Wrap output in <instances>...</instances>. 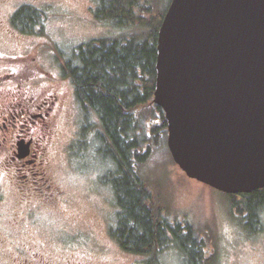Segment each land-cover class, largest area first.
Masks as SVG:
<instances>
[{"label": "rangeland", "instance_id": "1", "mask_svg": "<svg viewBox=\"0 0 264 264\" xmlns=\"http://www.w3.org/2000/svg\"><path fill=\"white\" fill-rule=\"evenodd\" d=\"M97 2L64 0L60 5L39 6L38 22L33 31L21 33L22 48L16 55L28 51L30 57L42 58L44 68L55 74L80 44L117 38L122 34L121 29L94 18ZM69 85L72 90L73 85ZM56 93L69 98L70 89ZM154 107H147V112L155 116L148 130L152 133L155 129L152 134L155 152L150 149V158L142 169L144 177L152 180L148 188L154 204L170 223L190 224L198 235L203 260H210L206 264H264V225L259 235L256 230L249 232L245 220L241 219L243 214L233 209L237 199L229 200L216 190L185 177L173 163L169 151L160 148L163 115ZM82 119V112L77 110L74 118L68 117L69 124L63 120L59 123V146H67L66 152L60 149L55 164L58 171L53 172L55 194H61L60 205L52 211L32 215L28 219L29 227L23 230L8 226L14 218L9 208L0 211V262L24 245L42 248L54 262L71 256L92 264H142L145 260L143 255L123 251L110 235L116 225L117 207L104 178L114 167L97 154V142L92 134L101 133L98 117L89 113V130H82ZM154 261V264H186L173 244L158 249Z\"/></svg>", "mask_w": 264, "mask_h": 264}, {"label": "water", "instance_id": "2", "mask_svg": "<svg viewBox=\"0 0 264 264\" xmlns=\"http://www.w3.org/2000/svg\"><path fill=\"white\" fill-rule=\"evenodd\" d=\"M152 103L184 175L218 192L264 188V0H171Z\"/></svg>", "mask_w": 264, "mask_h": 264}, {"label": "trees", "instance_id": "3", "mask_svg": "<svg viewBox=\"0 0 264 264\" xmlns=\"http://www.w3.org/2000/svg\"><path fill=\"white\" fill-rule=\"evenodd\" d=\"M161 1L98 0L94 18L121 29L122 34L80 44L70 58L67 74L82 106V130L90 128L89 113L98 117L101 133L92 135L97 154L114 167L104 178L117 207L111 237L123 251L145 256L142 264H154L157 250L172 244L186 264H206L210 260H203L198 235L188 223L169 222L154 204L148 188L152 180L142 171L150 149L155 152L156 146L155 129L148 132L155 116L147 109L155 106L157 33L171 0ZM17 14L21 31H33L38 13L21 9ZM154 108L163 115L159 107ZM161 128L160 148L168 153L164 122ZM256 196L233 202V209L244 213L241 219L251 233L258 211Z\"/></svg>", "mask_w": 264, "mask_h": 264}, {"label": "flooded vegetation", "instance_id": "4", "mask_svg": "<svg viewBox=\"0 0 264 264\" xmlns=\"http://www.w3.org/2000/svg\"><path fill=\"white\" fill-rule=\"evenodd\" d=\"M62 2L64 0H0V211L9 208L14 218L9 222L6 216L8 226L19 230L29 227L28 219L32 215L52 211L60 205L61 194H55L53 172L58 171L55 164L60 149L66 152L67 146H59V123L63 120L69 124L68 117L74 118L77 110L83 115V110L67 74L70 59L60 64L54 74L44 68L42 58L30 57L28 51L16 55L22 48L17 13L21 9L37 12L39 6ZM77 47L72 50V57ZM69 83L73 85L72 90ZM63 89H70L69 98L56 93ZM219 193L237 200L257 195L255 230L261 234L264 188L250 194ZM41 249L26 245L15 248L0 264H92L74 256L54 262Z\"/></svg>", "mask_w": 264, "mask_h": 264}]
</instances>
